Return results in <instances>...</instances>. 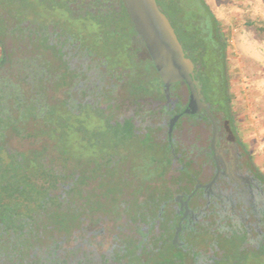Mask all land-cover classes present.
I'll list each match as a JSON object with an SVG mask.
<instances>
[{"label": "flooded vegetation", "instance_id": "obj_1", "mask_svg": "<svg viewBox=\"0 0 264 264\" xmlns=\"http://www.w3.org/2000/svg\"><path fill=\"white\" fill-rule=\"evenodd\" d=\"M63 1L69 21L32 9L0 31L1 68L17 67L22 83L15 98L44 116L53 102L69 112L60 144L35 134L46 122L20 145L49 146L31 176L45 203L31 205L28 228L0 223V264H264V172L228 89L210 97L184 48L196 93L164 84L124 0ZM93 21L103 28H83ZM147 65L154 81L138 77ZM10 145L0 139L6 161Z\"/></svg>", "mask_w": 264, "mask_h": 264}, {"label": "trees", "instance_id": "obj_2", "mask_svg": "<svg viewBox=\"0 0 264 264\" xmlns=\"http://www.w3.org/2000/svg\"><path fill=\"white\" fill-rule=\"evenodd\" d=\"M156 1L169 18L184 50L190 52L193 60L199 62L202 68L199 72L201 83L203 87L206 86L210 91L207 94L210 97H217L221 93L222 95L225 94L226 89H228L226 42L221 32V25L209 6L204 0ZM67 2L63 0H0V31L6 28L7 25L9 26L8 21H10V18H15L18 21L29 18L32 9L37 16H43L45 12L58 16L61 15L59 12H63V17L69 21L71 16L66 13L72 10L68 7ZM176 14L178 19H173ZM244 23L248 26L254 25L259 30H264V25L258 21L247 19ZM87 25H95L94 29L90 30L91 32L103 28L94 21L87 23ZM131 26L130 24V30L133 31ZM83 28L86 29L85 26ZM6 60L5 52L2 51L0 69ZM155 75L154 69L152 70L147 65L145 70L138 74V77H142V80L154 81L153 77ZM18 85L21 86V84H13L10 79H6L0 73V139L4 141L8 138L10 146L13 145L14 148L15 145L17 149L13 154H9L5 150L4 154L8 158L7 161L0 158V223L5 226L4 230H12L13 228L15 231L17 226L28 228L29 220L26 218L28 215L31 216L30 213L34 209L31 206L33 203L35 204V213L38 210L37 208H41L45 203V194L41 190H37L39 186L32 181L31 176L36 173L37 177L38 173L44 172L40 159L49 147L46 144L41 145L40 148H27V151H22L19 149L20 145L25 147L23 141L32 137L33 133L29 130L31 124H36V127H45L43 124H46V122H50L52 127H47L46 130L39 127L35 134L47 135L49 138L54 139L55 145L60 144L65 136L62 129L69 116L68 111L54 102L50 105V111L44 116V110H37L33 100L22 96L15 98ZM227 99L230 100L229 97ZM16 124H20V127H17ZM2 132H4L3 135ZM67 133V135H72L74 131L69 127ZM24 147L22 149H26ZM66 147L69 151L74 152L76 150L75 145ZM18 155L21 156L20 159L17 158ZM29 165L30 172L34 171V173L31 172L32 174L26 173Z\"/></svg>", "mask_w": 264, "mask_h": 264}, {"label": "rangeland", "instance_id": "obj_3", "mask_svg": "<svg viewBox=\"0 0 264 264\" xmlns=\"http://www.w3.org/2000/svg\"><path fill=\"white\" fill-rule=\"evenodd\" d=\"M204 1L218 19L225 38L227 88L238 131L264 172V30L244 23L250 19L264 25V0ZM75 27L82 30L79 24ZM85 27L90 31L95 25ZM16 71L18 68L10 65L0 69L13 84L19 83ZM203 89L210 92L206 86Z\"/></svg>", "mask_w": 264, "mask_h": 264}, {"label": "water", "instance_id": "obj_4", "mask_svg": "<svg viewBox=\"0 0 264 264\" xmlns=\"http://www.w3.org/2000/svg\"><path fill=\"white\" fill-rule=\"evenodd\" d=\"M135 32L142 38L164 84L185 81L192 97L195 64L185 55L169 18L156 0H124Z\"/></svg>", "mask_w": 264, "mask_h": 264}]
</instances>
